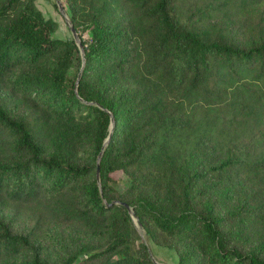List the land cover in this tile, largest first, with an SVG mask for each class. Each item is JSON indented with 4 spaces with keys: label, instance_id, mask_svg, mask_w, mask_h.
Here are the masks:
<instances>
[{
    "label": "trees",
    "instance_id": "16d2710c",
    "mask_svg": "<svg viewBox=\"0 0 264 264\" xmlns=\"http://www.w3.org/2000/svg\"><path fill=\"white\" fill-rule=\"evenodd\" d=\"M61 1L83 52L52 36L57 22L35 0H0V80L28 101L23 112L0 101V212L12 213L0 215V263L155 264L130 252L120 200L177 264H264L257 206L229 204L227 181L264 176V158L217 156L210 128L179 144L200 114L249 120L264 141V41L203 37L180 22V0ZM263 11L264 0H243L250 30ZM22 220L33 229L17 231ZM56 225L76 231L44 254L36 240Z\"/></svg>",
    "mask_w": 264,
    "mask_h": 264
},
{
    "label": "rangeland",
    "instance_id": "374dc122",
    "mask_svg": "<svg viewBox=\"0 0 264 264\" xmlns=\"http://www.w3.org/2000/svg\"><path fill=\"white\" fill-rule=\"evenodd\" d=\"M61 4L62 1L60 0ZM37 8L45 18H51L57 22V27L52 36L60 39L73 37L68 21L60 12L56 0H35ZM243 0H180L177 3V15L182 24L194 30L203 37L210 39H222L239 44L247 41H264V11L250 30L244 23L245 16L241 13ZM69 19L67 11L64 9ZM249 30V31H247ZM87 32L83 37L87 38ZM10 87L7 81L0 80V101L6 100L10 107L18 112L28 108V101H15L10 95ZM239 121V120H236ZM210 128V134L215 144V153L221 158L240 154L246 162L264 158V141L256 135L249 120L236 123L233 117H217L212 123L208 116L200 114L195 118V131L186 140H179L180 147H192L199 137ZM113 185L118 191L127 186V175L122 171L114 173ZM229 186L233 189L228 198L229 204L242 203L245 197H250L251 206H257L251 213L252 220H256V228L264 234V176L245 178L241 173L227 178ZM0 215L9 219L11 211L0 212ZM133 231L130 242V252L140 254L145 250L151 259L161 264H177L176 255L167 248L157 246L146 235L143 227H139L133 217ZM16 230L29 232L34 227L31 220H22L16 223ZM75 228L65 225L50 226L47 231L36 240V246L45 254L48 249H56L54 243L55 234L65 235L75 232ZM144 251V252H145ZM143 252V254H144ZM86 259L81 255L79 260ZM115 259L112 257L111 260ZM1 264V263H0ZM89 264H103V260H94Z\"/></svg>",
    "mask_w": 264,
    "mask_h": 264
},
{
    "label": "water",
    "instance_id": "95a60500",
    "mask_svg": "<svg viewBox=\"0 0 264 264\" xmlns=\"http://www.w3.org/2000/svg\"><path fill=\"white\" fill-rule=\"evenodd\" d=\"M57 4H58V7H59V10L60 12L64 15V17L66 18V20L68 21V24H69V28H70V31L73 35V38L74 40L76 41V43L78 44L81 52H83V48H82V45L80 43V39H79V36H78V33L76 32L74 26L71 24L70 20L66 17V14L64 13V7L63 5L61 4L60 0H56ZM81 72V70H80ZM80 72L78 73V78L76 80V85L78 84V81L80 79ZM113 126H114V121H113V118L111 116V127H110V133L107 137V139L105 140L104 142V146L102 147L101 151L99 152L98 154V157H97V165H98V162L102 156V153H103V150H104V147L107 145L108 141H109V137L111 136L112 134V130H113ZM96 174H97V178H98V168H97V171H96ZM112 204H121L122 206H124L127 210H128V213L130 214L131 217H133L135 219V221L137 222L138 226L139 227H142V225L140 224V222L138 221L135 213L133 212L132 208L126 203V202H122L120 200H115L112 202ZM155 264H161V263H158L156 262L154 259H151Z\"/></svg>",
    "mask_w": 264,
    "mask_h": 264
}]
</instances>
